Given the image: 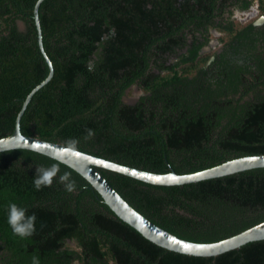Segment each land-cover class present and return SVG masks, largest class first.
Wrapping results in <instances>:
<instances>
[{"label":"trees","instance_id":"trees-1","mask_svg":"<svg viewBox=\"0 0 264 264\" xmlns=\"http://www.w3.org/2000/svg\"><path fill=\"white\" fill-rule=\"evenodd\" d=\"M37 1L0 0V138L14 132L28 94L50 73ZM254 1L44 0L43 41L55 72L28 104L22 132L76 139L80 149L155 172L263 154L264 21L234 18ZM215 28L222 45L205 53ZM134 84L144 94L128 103ZM54 163L32 149L0 152V264H32L33 256L40 264H264V239L218 256L158 245L63 162L52 185L37 190L36 168ZM99 169L139 211L190 240L219 241L264 221V167L180 185ZM65 172L75 191L59 181ZM13 202L35 213L34 235L13 233Z\"/></svg>","mask_w":264,"mask_h":264},{"label":"water","instance_id":"water-1","mask_svg":"<svg viewBox=\"0 0 264 264\" xmlns=\"http://www.w3.org/2000/svg\"><path fill=\"white\" fill-rule=\"evenodd\" d=\"M43 1L44 0H38L35 5V19L39 29L40 47L50 66V73L46 79L34 87L28 94L23 103L22 109L18 114L14 132L1 137L0 140L8 141L23 137L27 142V145L22 148L34 150V145H36L38 148H36L35 151L49 156L54 152L64 151L63 163L69 165L83 175L92 184V186L101 193L104 201L120 218L134 226L153 242L167 249L190 255L218 256L230 250L240 248L251 241L264 239V221L219 241L199 242L184 238L156 223L134 207L99 169L100 167L110 169L154 184L180 185L264 167V153L235 157L215 166L190 173H178L175 169H172L169 172H155L127 165L80 148L65 151L66 144L64 142L46 140L38 136L27 135L22 132L21 118L28 104L32 100L33 95L52 79L55 72L53 60L47 53L43 41V31L40 21V6ZM262 19H264V16L254 22L258 23ZM213 58L214 56L210 58L208 63ZM129 89L130 88H128L127 91Z\"/></svg>","mask_w":264,"mask_h":264},{"label":"clouds","instance_id":"clouds-1","mask_svg":"<svg viewBox=\"0 0 264 264\" xmlns=\"http://www.w3.org/2000/svg\"><path fill=\"white\" fill-rule=\"evenodd\" d=\"M86 132V138H90L94 135V131L91 129H87ZM65 144V151L76 150L78 148L79 141L76 139H69L65 142ZM26 145L27 142L23 137L8 141L0 140V151L19 149L25 147ZM36 148H38V146L34 145V150ZM49 158L57 161V163H54L49 167L39 166L36 168V176L33 180V183L37 190H40L42 187H49L52 185L54 178H56L60 172L59 164L63 162L64 151L54 152L49 156ZM59 181L64 184L66 191H75L76 183L71 179L70 173L65 172L64 174L60 175ZM36 219L37 217L35 213L29 215L28 209L24 206H20L14 202L7 205V222L13 233L21 238H27L35 234ZM32 264H40L39 258L33 256Z\"/></svg>","mask_w":264,"mask_h":264},{"label":"rangeland","instance_id":"rangeland-1","mask_svg":"<svg viewBox=\"0 0 264 264\" xmlns=\"http://www.w3.org/2000/svg\"><path fill=\"white\" fill-rule=\"evenodd\" d=\"M19 25H20L21 29H25L26 28V24H25V22L23 20L19 21ZM216 31L221 32L219 29H216V30L213 29L212 30L211 41H210L211 43H209V45H207L205 47V50H204L205 53H209V52L213 53L214 51L218 50L221 47V45L217 44V42L215 40ZM172 59L175 60L176 57H173ZM142 94H144V90L138 84H134L127 91V93L125 95V101L128 102V103H135V102H137L139 100V98L141 97ZM71 243L74 246H76L74 241H71ZM74 264H78V262H75Z\"/></svg>","mask_w":264,"mask_h":264},{"label":"built area","instance_id":"built-area-1","mask_svg":"<svg viewBox=\"0 0 264 264\" xmlns=\"http://www.w3.org/2000/svg\"><path fill=\"white\" fill-rule=\"evenodd\" d=\"M262 4L260 2V0H256L254 1V3H252L250 5V7L248 9H236L235 13H234V18L242 23V24H246L249 22L254 21L255 19H257L259 16H261L262 14ZM216 30V29H214ZM221 32L216 31L215 33V40L217 42V44L222 45V43L219 40V36L221 35Z\"/></svg>","mask_w":264,"mask_h":264},{"label":"flooded vegetation","instance_id":"flooded-vegetation-1","mask_svg":"<svg viewBox=\"0 0 264 264\" xmlns=\"http://www.w3.org/2000/svg\"><path fill=\"white\" fill-rule=\"evenodd\" d=\"M262 16H264V13H263V11H262V14H261V16H259L257 19H255V20H258V19H260ZM254 20V21H255ZM264 21V19H262L261 21H259L258 23H261V22H263ZM211 43V42H210Z\"/></svg>","mask_w":264,"mask_h":264},{"label":"snow or ice","instance_id":"snow-or-ice-1","mask_svg":"<svg viewBox=\"0 0 264 264\" xmlns=\"http://www.w3.org/2000/svg\"><path fill=\"white\" fill-rule=\"evenodd\" d=\"M125 171H126V169H125ZM187 247V246H186Z\"/></svg>","mask_w":264,"mask_h":264}]
</instances>
